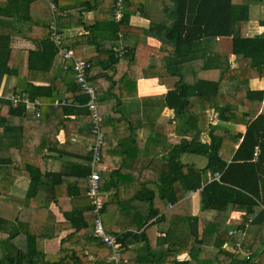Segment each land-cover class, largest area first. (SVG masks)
I'll list each match as a JSON object with an SVG mask.
<instances>
[{
	"label": "trees",
	"instance_id": "trees-1",
	"mask_svg": "<svg viewBox=\"0 0 264 264\" xmlns=\"http://www.w3.org/2000/svg\"><path fill=\"white\" fill-rule=\"evenodd\" d=\"M263 1L0 0V92L6 95L15 77V94L44 104L36 121L26 117L24 105L13 107L5 96L0 98V264H92L87 253L98 258L100 254L93 264H110L111 249L91 235L97 216L88 196L89 185L86 207L80 210L78 221L69 219L80 250L64 255L61 249L59 256L46 255L41 241L57 233L47 232L54 226L45 218L39 222H46L43 227L33 219L38 212H48L49 193L66 180L65 171L51 173L46 169L47 159L71 155L68 142L58 139L61 131L68 140L72 134L93 138L86 106L89 96L75 77L57 79L48 88L33 84L44 79L58 57L50 39L52 23L62 37L67 30L84 29L86 33L80 36L67 34V39L63 38L64 45H70L79 59L85 49H95L88 61L89 79L103 117L102 161L112 155L120 159L111 173L100 171L101 192L108 193L101 216L106 231L117 237L120 264H252L264 251V90H254L250 84L251 80L264 79V33L249 37L248 23L252 7L263 5ZM117 11L122 14L119 20L115 19ZM86 13L93 15L86 19ZM137 14L150 20L148 28L132 25L131 17ZM260 24L264 27V20ZM18 38L36 48H13ZM147 38L163 46H150ZM222 38L230 40L237 63L234 68L230 63L219 68V58L212 52L214 41ZM209 68L221 69L217 80L200 77L194 84L182 82L185 75ZM168 77L178 81L159 98L161 106L174 111V119L191 134V140L184 139L159 160L146 155V165L140 170L139 148L155 138L167 137L176 127L172 120L159 122L150 114H130V118L123 111L124 103L137 99L139 80ZM224 82L234 83L235 91L224 93ZM69 93L80 109L66 100V107L53 104ZM203 105L215 110L219 121L246 128L245 134L238 128L215 124L209 132L210 142L200 141L199 110ZM112 110L122 113L127 125L116 124ZM78 113L86 114L82 124L86 123L88 132L72 128L71 116ZM142 128L151 130L152 136L140 144ZM193 156L205 158L206 166L199 168ZM90 172L84 168L83 180ZM208 172L218 173L220 179L209 182ZM18 173L30 179L24 199L11 195ZM198 190L201 210L217 213L213 220L193 214L187 195ZM169 203L172 208H168ZM13 205L21 208L12 215L9 206ZM231 212L242 216L230 220ZM250 228L255 229L254 239L247 245L244 237ZM159 232L162 234L157 235ZM141 243V250L130 249ZM236 244L241 247L236 249ZM185 253L189 258L179 260Z\"/></svg>",
	"mask_w": 264,
	"mask_h": 264
},
{
	"label": "crops",
	"instance_id": "crops-1",
	"mask_svg": "<svg viewBox=\"0 0 264 264\" xmlns=\"http://www.w3.org/2000/svg\"><path fill=\"white\" fill-rule=\"evenodd\" d=\"M92 15L93 14L91 13H86L85 17L86 19H89ZM262 20H264V2L263 5L253 6L251 9L250 21L248 23L249 37L258 36L264 33V27L261 26L260 24V21ZM131 23L133 26L148 28L150 24V20L143 18L137 14L131 17ZM83 33H86L83 28L76 30L70 29L64 33L65 35L63 36V38L67 39L66 37L67 34L72 35V37H75V36H80ZM146 41L150 46L156 48H161L163 46L161 42L153 38H147ZM66 45L72 48L70 45L68 44ZM13 48L31 50L36 48V46L35 44L31 43L30 41H27L26 39L18 38L14 41ZM212 50H213L212 51L213 54L215 53L214 55L219 58L218 59L219 68L221 67L222 69L224 67H227L226 65L227 63H230V65L233 68L237 66L235 56L231 54L230 40L223 38L216 39L214 41ZM94 51H95L94 48L85 49L83 53L80 54L79 57H82V60L89 61L90 58L95 54ZM215 63L213 67L215 66ZM67 64L69 63L67 62ZM221 69L209 68L208 70L203 72L190 73L184 76L182 82H185L187 84H194L199 80L200 77L217 80L220 77ZM66 77H70L71 79L74 80L73 72L72 71L71 73L66 72V70L64 69V60H62L60 57H57L53 68L49 73L45 75L44 79H42L39 82H34L33 84L35 86L48 88L51 82L61 78L65 80ZM177 81H178L177 78H169V77L164 79H160V78L141 79L137 83V93H138L137 99L134 100L129 99L124 103L125 108L123 109V111L124 113L128 114L129 117L130 114H133L134 116H137L139 114L140 116L141 115L144 116V114H148V115L150 114V116L157 118L159 122L167 123L168 121L172 120L173 125L176 127V130L168 134L167 137H161L158 139L155 138L151 141V143L146 144L145 147L139 146L140 147L139 152L141 154L140 170H143L146 165V160L148 157L146 155H149L150 158H156L157 160H159L167 156L170 149L175 145L181 144L184 139L191 140V136H190L191 134L189 133L187 134L185 131H183V129L180 128L181 122L179 121L177 122L174 119L175 116L174 111L169 108L162 107L161 106L162 103L160 102V99H162L170 90H173L175 88ZM16 84H17V79L13 77L12 80L10 81L9 92L6 95H2V93L0 92V98L5 96L4 98L6 99V96L8 94L14 93L13 89L16 86ZM250 86L254 90H264V79L251 80ZM221 90L224 93L235 91L234 83L224 82L222 84ZM65 100L70 105L74 104V107L76 108L80 107V105L75 101L72 93L64 95L63 101L56 100L53 104L55 106L61 105L62 107H66ZM42 105L44 104L42 103ZM261 111H264V101L261 107ZM41 113L42 110H40V114ZM112 114H113L112 115L113 121L116 124L124 125L123 123L125 122H123L122 113L114 112L112 110ZM215 115H216L215 110H213L212 108H208L204 105L201 106L199 110L198 139L203 143L210 142L209 132L211 131L212 126L215 124L233 129L238 128V126L235 125L234 123L219 121V119ZM26 117L30 120L35 119L37 121L38 119L35 113L31 110L27 111ZM71 119H73L72 128H75L74 131L78 132L79 129H81L82 131H87L86 123L82 124L87 119L86 114H82V115H79V113L72 114ZM125 124L127 125V122ZM138 125L142 126L141 121L140 123H138ZM238 129L242 130L243 134H245L246 128L239 127ZM116 131L117 134L118 129H116ZM151 133H152L151 130L142 128L139 132L140 144L144 142H149L152 136ZM70 138L71 139L68 140L66 134L63 131H61V133L58 136V139L61 143L64 144L68 142L67 145L68 148L70 149L69 151L71 155L72 154H78V155L75 157H71V155L70 157L56 156L55 158L47 159L46 162V169L48 172L60 173L61 171H65L66 180L62 183V185L59 186V188H56L53 192L49 193L52 199L49 202L48 212L47 213L38 212V215L35 214L33 215L34 216L33 219L39 220L34 223L40 224L39 222L43 220V218H45L44 221L46 222L48 221L50 226H54L53 230L52 229L49 231L47 230V232L52 233L54 231V233H57L56 237L51 239L46 237L44 238L43 241H41L42 244L41 250L46 255L49 256H59L61 254V249L63 250L62 253L65 255L66 252L70 253L71 251L80 250L82 248L79 246L80 244V242H78L79 238L77 236L76 237L74 236L76 230L71 227L70 225L71 223L69 219L74 218L75 221H78V215L80 213V210L86 207L87 200L85 194H86V186L89 185L88 182L89 177L88 179L83 180L82 173L85 167L91 170L90 146L92 145L93 138L88 134H72ZM116 141L118 143L122 142L120 139H116ZM193 160L199 168H204L207 164L206 159L203 160L193 159ZM119 161L120 159H118V157L115 155L106 157L101 162L102 172L111 173L117 168V166L119 165ZM133 164L134 163L128 165L133 166ZM69 171L71 172V175L69 174ZM128 177L131 180L132 176H128ZM29 184H30V179L25 174L18 173L11 195L18 197L19 199H24L27 190L29 188ZM102 195L104 202L107 203L108 193L102 192ZM43 198L45 199V196H43ZM187 198L191 199V207L194 215H198L201 218L207 220H213V218H215L217 214L215 211L201 210L200 191L189 193L187 195ZM9 208L11 209L10 211L11 214L13 215L15 214V212H18L21 207L20 205H13V206H9ZM126 214L127 212L125 213V215ZM241 216L242 214L239 212H231L229 218L230 220L231 219L239 220ZM110 219L112 218L109 217V220ZM44 221L42 222V224L39 225V227H43L46 224V222ZM112 226H113V222H112ZM115 226L117 227L116 223L114 227ZM254 231H255L254 228H250L246 232V235L244 237V242L247 245L252 243L254 239ZM160 234L162 233L159 232L157 235ZM143 247L144 244L141 243L136 246H132V247L130 246V249L141 250ZM87 251L89 250H86L85 253H87ZM241 251L245 252L243 250ZM87 254L89 255L88 262L92 264L94 262H97L98 259H100V254H99V258L96 255L93 256L92 254L91 255L89 253ZM188 258L189 255L186 253L179 256V260H185ZM252 264H264V251L259 255V257H257L254 260Z\"/></svg>",
	"mask_w": 264,
	"mask_h": 264
},
{
	"label": "built area",
	"instance_id": "built-area-1",
	"mask_svg": "<svg viewBox=\"0 0 264 264\" xmlns=\"http://www.w3.org/2000/svg\"><path fill=\"white\" fill-rule=\"evenodd\" d=\"M122 2H119L121 5ZM54 8V5L52 6ZM122 17V14L117 11L115 19L119 20ZM51 35L50 39L55 44L58 49V57L64 60V69L72 70L75 79L77 80L80 88L83 92L89 96V100L86 104L91 114L92 121V133H93V142L90 146V166L91 173L89 175V189L88 196L91 200V203L94 207L93 212L96 214V220L94 225V231L92 237L100 240L102 243L106 244L108 248L111 249V256L108 259L110 264H120L121 263V248L117 243V237L108 233L104 227V223L101 216V211L104 208V199L100 189V170H101V161H102V151L105 143L104 134L101 129V124L103 117L99 111L98 104V95L96 93L95 87L89 79V68L91 67L90 63L86 60L77 58L73 49L64 45L63 37L58 33L55 23L51 25ZM71 62L72 66L67 64ZM6 99L11 102L13 107H18L21 104L24 105L28 110H31L35 113L36 117L40 116V108L42 103L39 100L32 101L27 95H19L15 93H10L6 96ZM220 175L218 173L211 174L207 173V180L210 182L212 180H219ZM200 191V190H198ZM169 208L172 207L171 204L168 205ZM264 209V207L262 206ZM233 234V231L230 232ZM240 244H236L235 248L239 249ZM226 248H228L226 246ZM248 256V255H247Z\"/></svg>",
	"mask_w": 264,
	"mask_h": 264
},
{
	"label": "rangeland",
	"instance_id": "rangeland-1",
	"mask_svg": "<svg viewBox=\"0 0 264 264\" xmlns=\"http://www.w3.org/2000/svg\"><path fill=\"white\" fill-rule=\"evenodd\" d=\"M264 2V1H263ZM196 160H198V159H205V158H203V157H201V156H193Z\"/></svg>",
	"mask_w": 264,
	"mask_h": 264
},
{
	"label": "clouds",
	"instance_id": "clouds-1",
	"mask_svg": "<svg viewBox=\"0 0 264 264\" xmlns=\"http://www.w3.org/2000/svg\"><path fill=\"white\" fill-rule=\"evenodd\" d=\"M70 48V47H69ZM72 49V48H71ZM75 52V51H74ZM75 55H76V53H75Z\"/></svg>",
	"mask_w": 264,
	"mask_h": 264
}]
</instances>
